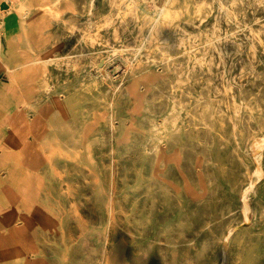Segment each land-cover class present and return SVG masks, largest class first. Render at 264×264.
I'll use <instances>...</instances> for the list:
<instances>
[{
    "label": "rangeland",
    "instance_id": "374dc122",
    "mask_svg": "<svg viewBox=\"0 0 264 264\" xmlns=\"http://www.w3.org/2000/svg\"><path fill=\"white\" fill-rule=\"evenodd\" d=\"M4 2L0 264H264V0Z\"/></svg>",
    "mask_w": 264,
    "mask_h": 264
},
{
    "label": "crops",
    "instance_id": "0c3cea01",
    "mask_svg": "<svg viewBox=\"0 0 264 264\" xmlns=\"http://www.w3.org/2000/svg\"><path fill=\"white\" fill-rule=\"evenodd\" d=\"M2 2L4 0H0ZM7 5L5 13L11 10V5ZM21 25L15 31V21L7 17L5 32L0 34V202L6 201L7 196H16L15 192L10 194V189L16 190V173L21 163L23 144L20 134L27 128L22 123L23 118H26L22 110L23 94L19 85L11 80L7 62L9 40L6 34L27 37Z\"/></svg>",
    "mask_w": 264,
    "mask_h": 264
},
{
    "label": "bare ground",
    "instance_id": "6f19581e",
    "mask_svg": "<svg viewBox=\"0 0 264 264\" xmlns=\"http://www.w3.org/2000/svg\"><path fill=\"white\" fill-rule=\"evenodd\" d=\"M7 10L6 9H1L0 12L1 13H5ZM1 45V44H0ZM111 126V125H110ZM47 144H49L50 147H53V148H56V149H59L61 152L63 153H68V147L66 146H62L60 145V143L56 140V139H53V140H49L47 142Z\"/></svg>",
    "mask_w": 264,
    "mask_h": 264
},
{
    "label": "water",
    "instance_id": "95a60500",
    "mask_svg": "<svg viewBox=\"0 0 264 264\" xmlns=\"http://www.w3.org/2000/svg\"><path fill=\"white\" fill-rule=\"evenodd\" d=\"M7 7H8V5H7L6 2H2V3H0V8L5 9V8H7Z\"/></svg>",
    "mask_w": 264,
    "mask_h": 264
},
{
    "label": "built area",
    "instance_id": "2783aa9c",
    "mask_svg": "<svg viewBox=\"0 0 264 264\" xmlns=\"http://www.w3.org/2000/svg\"><path fill=\"white\" fill-rule=\"evenodd\" d=\"M2 8H0V10H1ZM2 25H3V17H2V15H1V12H0V31H1V27H2Z\"/></svg>",
    "mask_w": 264,
    "mask_h": 264
}]
</instances>
